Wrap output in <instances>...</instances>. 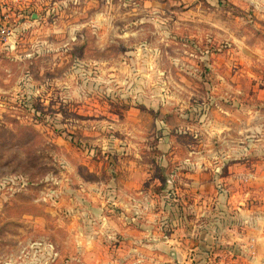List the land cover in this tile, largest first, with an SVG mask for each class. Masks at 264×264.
I'll list each match as a JSON object with an SVG mask.
<instances>
[{"label": "rangeland", "instance_id": "rangeland-1", "mask_svg": "<svg viewBox=\"0 0 264 264\" xmlns=\"http://www.w3.org/2000/svg\"><path fill=\"white\" fill-rule=\"evenodd\" d=\"M0 24V264H198L228 227L257 264L264 0H0ZM99 213L133 231L78 260Z\"/></svg>", "mask_w": 264, "mask_h": 264}, {"label": "crops", "instance_id": "crops-1", "mask_svg": "<svg viewBox=\"0 0 264 264\" xmlns=\"http://www.w3.org/2000/svg\"><path fill=\"white\" fill-rule=\"evenodd\" d=\"M99 215V216H98ZM98 219L102 220V224H100V228H96L94 227V229L92 231H101V234L98 233H94L89 231L88 229H85L83 232L86 233V237L84 235V233L80 236V242L81 245L78 248V246L75 244H73V237L72 234H70V238L68 239V243L66 244L67 246H75L76 250H78L80 252V254H78L76 257L78 260H85L87 261V257H89L88 252L94 251L96 249H98V247H100L101 245L98 243V241H94V240H89V242L87 241V238L90 237V234L94 235V236H98V239L103 238L102 234L104 235V233H107L110 231L111 234H113L116 231H120L123 233H128L130 234L133 231V225H131L130 222V216L127 213H121V214H112V215H107L106 213H99L97 214ZM114 217V218H113ZM94 218V217H92ZM92 218H90L89 216L86 217L87 220H91ZM115 219H119L120 221L123 220L122 222H119V224L114 223L113 221ZM102 225V226H101ZM228 231L227 232V236L230 235V237L228 238V243H224L223 246L221 247L220 243H216L215 245H213V247L215 248V246L217 248H225L227 247L225 250L218 252V254H221V257L219 259H211L210 261L206 262V261H200L198 262V264H253L252 261L250 260V249L248 246V238H247V232L244 230L239 231L236 227H228ZM255 235H262L261 233H259L258 231H256L254 233ZM255 242V248L253 249L255 255H254V259H256L257 264L260 263L261 260L262 263L264 264V245L262 244L263 241L258 240ZM193 248L195 249V243L192 245ZM181 248V247H178ZM192 248V249H193ZM106 249V248H105ZM91 250V251H90ZM181 252L183 253L184 249H180ZM72 253V252H71ZM181 253L180 256V260H182V264H189L190 260L186 259L183 254ZM201 256V254L199 253H195L194 256H192L193 258H195V256ZM217 255V254H216ZM75 257V256H74ZM107 262V260L103 259L101 260V262Z\"/></svg>", "mask_w": 264, "mask_h": 264}, {"label": "built area", "instance_id": "built-area-1", "mask_svg": "<svg viewBox=\"0 0 264 264\" xmlns=\"http://www.w3.org/2000/svg\"><path fill=\"white\" fill-rule=\"evenodd\" d=\"M10 34L11 32L4 25L0 24V46H3L9 42V38L11 37ZM36 254L38 255L40 253H36Z\"/></svg>", "mask_w": 264, "mask_h": 264}, {"label": "water", "instance_id": "water-1", "mask_svg": "<svg viewBox=\"0 0 264 264\" xmlns=\"http://www.w3.org/2000/svg\"><path fill=\"white\" fill-rule=\"evenodd\" d=\"M34 16H36V15H34Z\"/></svg>", "mask_w": 264, "mask_h": 264}]
</instances>
